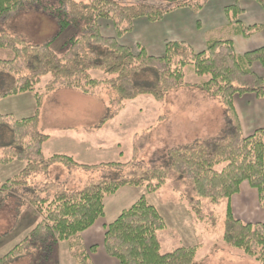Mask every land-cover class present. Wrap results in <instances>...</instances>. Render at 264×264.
I'll use <instances>...</instances> for the list:
<instances>
[{"label":"trees","instance_id":"obj_1","mask_svg":"<svg viewBox=\"0 0 264 264\" xmlns=\"http://www.w3.org/2000/svg\"><path fill=\"white\" fill-rule=\"evenodd\" d=\"M167 1L168 7L118 0H0L1 23L33 8L51 17L59 29L43 44L0 33V52L9 55L8 59L0 57V72L2 79L12 80L10 86L0 88V102L29 92L37 103L30 117L19 119L0 112V165L25 163L18 175L0 182V209L16 190L26 187L35 176L47 175L53 166L92 171L132 165H86L67 155L47 156L44 147L49 136L40 131L41 111L44 99L57 90H75L103 101L107 115L101 125H105L125 109L126 103L141 96L163 101L171 91L193 87L222 100L227 122L220 136L171 150L165 167H149L128 178L90 182L81 191L52 183L41 191L43 194L34 196L29 186L33 196L29 201L39 208L42 219L21 243L0 258V264H13L33 252L39 254L36 264H57L52 256L63 242L68 243L75 264H93L91 254L99 246L87 247L83 234L105 217V201L124 187L143 188L161 202L183 205L193 224L210 222L216 226L214 206L229 201L223 241L264 264V223L238 219L230 205L242 185L248 183L257 191L264 208V128L245 136L235 107L238 96L254 94L264 99V77L255 71L256 65L264 67V47L238 54L232 39L210 37L203 52H196L186 42H167L164 55L152 56L142 46L121 43L120 38L134 31L137 20L158 23L181 8L199 13L211 0ZM233 1L226 8L230 24L223 33L235 28V34L251 37L264 30V22L245 26L241 21L243 2L254 1L264 12V0ZM102 22H109L116 35H105ZM81 25V34L67 41L65 52L58 54L53 49L56 40L69 28ZM189 66L200 78L197 83L186 81ZM45 77L49 79L39 88ZM163 193L168 197L164 199ZM165 231H170L165 219L142 197L106 225L103 246L119 264H193L196 247L183 246L162 253L160 235Z\"/></svg>","mask_w":264,"mask_h":264},{"label":"rangeland","instance_id":"obj_2","mask_svg":"<svg viewBox=\"0 0 264 264\" xmlns=\"http://www.w3.org/2000/svg\"><path fill=\"white\" fill-rule=\"evenodd\" d=\"M118 1L132 5L148 3L158 7H168L167 0ZM83 27L84 25H81L66 30L56 40L53 49L58 54H63L66 50L67 41L79 36ZM1 28L0 33L5 31L17 35L32 44L45 43L55 36L59 30L57 23L51 17L33 8L24 10L5 23L0 22ZM102 30L105 35L116 33L109 22H102ZM0 57L8 59L9 55L7 52L1 51ZM1 74L0 72V88L10 86L12 80L2 79ZM48 79V77L43 78L39 88H42ZM138 79H143V77L138 75ZM199 80L200 78L194 73L192 66H189L186 81L193 84ZM69 91L72 92L68 96H62L59 94L61 91H59L54 97L50 98V96H53L52 93L44 99L43 107L46 103L44 119L49 125L48 129H52L53 132L58 129V125L56 123L50 124L48 121L63 113L66 108L72 111L79 109L80 106L77 105L79 101L77 100H86L88 97L75 90ZM88 98L91 102H94L90 120H96V124L92 125V129L87 128L86 131L76 132L75 142L81 145L69 146L67 149L85 150L87 154L82 153L79 155L84 159H88L91 165L107 163H130L132 165L122 169H109L107 167L92 171L69 170L67 168L70 172L69 175L66 171L62 174L58 171L61 178L68 179L67 185L69 188L67 189L70 191H81L86 184L102 179L128 178L149 167H165L169 163L168 154L171 150L218 137L227 128L226 107L222 100L212 98L198 88L185 87L177 91H171L163 101H157L150 96H141L126 103L125 109L105 125H101L107 115L104 102L100 99ZM80 105H82V102H80ZM36 106L35 95L28 92L2 99L0 112L2 114L14 112L16 118L21 119L34 115ZM73 112L75 113V111ZM81 123L79 125H89L87 120ZM79 137L82 140L86 139L87 142H82L81 139H78ZM56 142L58 140L50 144H56ZM51 147L55 146L49 145L48 148L51 149ZM1 156L2 150H0ZM24 167L25 163L20 161L9 165H0V182L15 177ZM39 178L37 181L42 180L43 175ZM31 179L30 182L33 181ZM34 180H36L35 177ZM30 182L28 181L26 187L16 190L8 198L6 205L0 209V258L21 243L42 219L39 208L33 207L29 201L33 197L29 193V186H34L30 185ZM73 185L78 188L71 187ZM155 197L159 200L157 196ZM162 197L165 199L168 194L163 193ZM167 204L184 207L181 204L172 202ZM228 204L229 201H223L214 206L218 216L216 226H213L210 222L193 224L188 210L184 207L185 234H180L178 231L171 229L163 232L160 235L162 253L168 254L183 246L196 247L197 255L193 264H258L253 259L245 256L242 251L228 246L223 241L224 219ZM233 255H239L240 257ZM52 258L57 264H75L74 259L69 254L67 242L59 244ZM38 259L39 254L33 252L13 264H36Z\"/></svg>","mask_w":264,"mask_h":264},{"label":"crops","instance_id":"obj_3","mask_svg":"<svg viewBox=\"0 0 264 264\" xmlns=\"http://www.w3.org/2000/svg\"><path fill=\"white\" fill-rule=\"evenodd\" d=\"M233 3V0H211L199 13L189 8H181L170 12L158 23H151L146 19L137 20L134 31L120 38V41L124 45L130 47L142 46L152 56L164 55L167 42H186L192 46L196 52H203L207 48V41L210 37H229L233 40L238 54H244L257 48L264 47V30L251 37L235 34V28H233V30L228 29L226 34L222 33L230 24L226 14V8ZM242 6L245 9V13L242 16V22L245 26L259 25L264 22V12L257 3L245 1L242 3ZM115 35L116 33L109 34V36ZM255 71L264 77V67L256 65ZM59 91V94L62 96H68L70 95L69 93L72 92L69 90ZM58 92L53 93V96H50V98L54 97ZM77 101H79L77 105L80 107L77 110H73L75 113L71 109L68 110V108H66L63 113L48 121L50 124L56 123L58 125V129L54 132L52 129H48L49 125L44 119L45 103L41 114L40 131L49 136V140L45 144L44 152L47 156H71L79 163L91 165L88 159H84L79 155L82 153L87 154L85 150L67 149L69 146L75 147L77 144L79 146L81 145L75 142L76 140L74 138L77 137L75 135L76 132L86 131L88 130L87 128L92 129V125L96 124V120H90L94 102H91L88 97L86 100ZM80 102H82V105H80ZM235 107L241 122L242 132L245 136H250L256 130L264 128V99H259L254 94H246L235 98ZM7 114L15 116L14 112ZM85 120L89 122V125H81V122ZM79 123L81 124L79 125ZM78 139L81 138L79 137ZM55 140H58L56 144H50ZM82 142L86 143L87 140H82ZM49 145H54L55 147H51L50 149L48 148ZM86 158H88V156H86ZM69 170L63 166L56 165L51 167L47 175H43L42 180L37 181V179H40L39 176L41 175L35 176L36 180H34L33 177L31 179L33 181L30 182V185L34 186L30 187L35 192L33 193L34 196L36 194H43L41 191H44V188L52 183H56L57 186L63 188H69L67 185L68 179L61 178L58 173V171H60L61 174L66 171L69 175ZM74 186L75 185L71 187L78 188ZM29 193L32 195V191ZM142 197H146L149 202L157 208L165 219L169 230L171 229L178 231L180 234H185L184 207L173 206L172 204L169 205L167 204L169 202H161L143 188L124 187L116 195L105 201V217L83 234V239L87 247L99 245L98 250L91 254V261L93 264H119L115 259L108 256L104 249L105 227L114 222L124 210L132 207ZM230 205L234 215L238 219L244 222L264 223V208L261 207L258 193L255 189L251 188L248 183L242 185L241 192L232 198Z\"/></svg>","mask_w":264,"mask_h":264}]
</instances>
